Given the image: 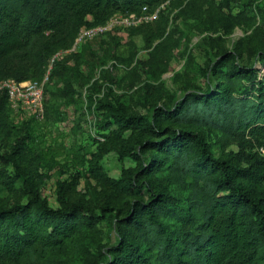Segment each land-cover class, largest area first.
Instances as JSON below:
<instances>
[{"label": "trees", "instance_id": "1", "mask_svg": "<svg viewBox=\"0 0 264 264\" xmlns=\"http://www.w3.org/2000/svg\"><path fill=\"white\" fill-rule=\"evenodd\" d=\"M163 1L0 0V80L40 79L50 57L70 47L82 25L103 23L114 12L139 13L144 5L153 9ZM230 59L214 71L213 85L156 106L150 116L98 101L106 119L114 118L121 128L137 127L144 136L129 150L139 168L121 177L104 173L98 158L90 162L97 181L123 199L116 210L121 216L112 220L117 242L107 249L109 257L103 260L101 252L90 264H264V156L246 165L239 150L216 156L202 129L219 131L227 143L255 142L264 155V80L255 67ZM52 71L53 63L49 76ZM4 107L10 109L0 90ZM143 150L150 151L148 160H142ZM11 152L0 153L14 167L13 174L0 167V184L13 192L20 175L27 195L25 201L0 206V259L35 263L46 249L94 227L96 215L89 201L71 202L63 195L57 207L50 206ZM154 175H162L164 183H156ZM170 184L184 197L172 193ZM142 188L149 193L146 199L128 198Z\"/></svg>", "mask_w": 264, "mask_h": 264}, {"label": "rangeland", "instance_id": "2", "mask_svg": "<svg viewBox=\"0 0 264 264\" xmlns=\"http://www.w3.org/2000/svg\"><path fill=\"white\" fill-rule=\"evenodd\" d=\"M149 12L152 19L136 27H115L75 51L59 54L45 85L42 121L17 118L11 108H0V153L15 149L11 154L22 175L32 176L50 206L57 207L63 195L71 202L89 201L96 215L94 227L43 251L39 256L43 264H90L101 258V252L104 260L109 257L107 249L117 242L112 220L118 217L123 199L97 181L90 162L98 158L111 178L139 168L129 150H135L144 133L137 127H118L112 117L106 119L104 109L97 107L99 100L150 116L156 106L170 105L188 91L213 85L214 71L223 70L229 57L239 65L255 67L258 79L264 80V0H164ZM202 129L216 156L239 150L241 165L263 160L255 142L227 143L219 131ZM149 152H141L142 160H148ZM0 167L14 173L3 157ZM163 179L154 175L156 183L163 184ZM15 186L10 192L0 184V206L25 201L22 176ZM169 190L185 195L173 184ZM135 194L128 198L146 199L149 193L142 188ZM101 204L106 207L101 209ZM39 259L35 263L26 258L0 259V264H38Z\"/></svg>", "mask_w": 264, "mask_h": 264}, {"label": "built area", "instance_id": "3", "mask_svg": "<svg viewBox=\"0 0 264 264\" xmlns=\"http://www.w3.org/2000/svg\"><path fill=\"white\" fill-rule=\"evenodd\" d=\"M153 13L144 5L139 13L114 12L103 22L94 25H82L73 43L67 49L55 52L49 59L47 68L40 79L16 80L12 77L0 80V90H4L8 97V104L17 118H34L42 121L45 116V84L49 80L50 69L53 61L59 54L67 51H75L83 42L90 41L97 36L113 30L115 27L136 26L152 19ZM262 151L263 149L260 148Z\"/></svg>", "mask_w": 264, "mask_h": 264}]
</instances>
